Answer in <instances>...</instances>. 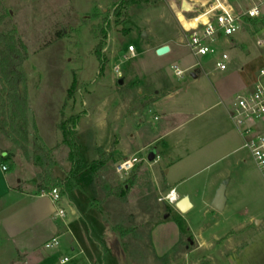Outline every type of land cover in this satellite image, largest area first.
<instances>
[{"label":"rangeland","instance_id":"obj_1","mask_svg":"<svg viewBox=\"0 0 264 264\" xmlns=\"http://www.w3.org/2000/svg\"><path fill=\"white\" fill-rule=\"evenodd\" d=\"M118 3V0H0V12L5 16L0 30L15 31L28 47L24 70L29 90L30 139L32 141L37 130L42 144L54 156L53 172L62 178L70 174L73 163L59 124L63 119L79 117L74 136L75 168L85 198L80 199L83 218L72 222L70 227L84 252L80 254L81 248L77 245L75 251L66 248L55 254L52 264H96L88 260L90 254L97 264H122L120 248L124 249L126 264H207L205 254L198 249L202 244L201 237L213 245L218 244L215 236L227 232L238 213L230 207L218 212L209 203L202 206L197 197L205 193V179L216 175L225 165L223 162L207 167L198 159L206 144L201 130L206 115L187 122L192 109L184 101L174 107L175 114L171 119L166 117L163 106L154 111L142 110L134 86L136 79L128 77L134 65L138 66L141 53L147 50L148 40L142 38V32H150L160 39L171 32L184 35L181 21L175 16L170 0H136L129 7H119ZM116 8H120L119 14ZM179 17L186 23L181 14ZM244 29L248 32L233 37L245 46L236 44L230 48L222 41L220 47L236 59V65L240 64L239 72L236 69L239 76L252 83L256 80V72L262 68L258 60L260 50L256 37L249 33L250 24ZM131 44L140 54L135 59L128 58ZM98 48L102 61L98 57ZM195 61L188 53L174 66L185 69ZM201 62L205 69L211 66L210 57L201 58ZM117 65L122 76L115 71ZM162 71L178 80L170 65ZM123 75L127 78L125 84L120 85ZM184 76L189 79V72ZM225 86L228 87L224 100L233 108L240 91L232 93L227 81ZM127 97L131 99V109L123 108ZM167 126L175 128L168 139L163 142L159 138L152 148H144L146 141ZM127 130L141 135L130 143L129 151L141 162L128 176H123L116 172L117 161L112 159V153L127 140V135L122 132ZM164 143L174 146L167 150L170 156L165 154ZM152 149L160 150L163 157L155 162L148 161ZM0 150H4L2 154L18 153L23 160H13L19 168L24 167L28 177L23 185L32 186V181L28 180L32 174L26 161L27 157H32V152L25 155L1 130ZM241 154L246 158L245 173L257 188L259 195L256 198H262L254 209L263 214L264 178L248 152L243 150ZM172 160H175L173 164ZM15 163L12 164L14 169ZM168 169L171 170L168 176L170 188H175L180 196H190L193 207L185 213L177 208L178 201L171 204L166 199L172 191L164 181ZM231 178L227 194L230 196L234 190L240 194L236 204L255 199L243 190L242 172L233 171ZM165 215H169L168 218ZM90 233L93 244H89ZM212 233L215 235L208 237ZM152 241L161 254L168 253L177 241L179 243L171 253L159 258ZM40 243V238L35 240L39 251L38 255H32V258L38 257L37 262L43 255L54 252ZM65 258L68 262L62 263ZM214 264L224 263L217 260ZM228 264L233 263L229 261Z\"/></svg>","mask_w":264,"mask_h":264},{"label":"crops","instance_id":"obj_2","mask_svg":"<svg viewBox=\"0 0 264 264\" xmlns=\"http://www.w3.org/2000/svg\"><path fill=\"white\" fill-rule=\"evenodd\" d=\"M171 5L175 16L180 20L177 7L174 4ZM181 29L183 30V27ZM245 31L247 30L244 29L238 33ZM147 33V50L141 53V60H139L138 66L134 65L128 74V77L133 80L136 79L134 86L138 93L139 105L142 110L148 109L150 111H154L158 106H163L166 111V117L171 119L175 114L173 112L174 107L184 101V104H187L188 108L192 109L191 116L186 120L187 122H194V120L205 114L206 117L203 119L201 130L206 139V144L202 147V153L198 159L203 160L208 165L207 167H212L223 162L225 164L216 175L213 174L205 179V193L197 196L200 204L205 206L209 203L211 206L216 190L224 180L229 181L228 191L232 181L231 173L233 171L243 173V190L255 196L254 200L241 201V203L236 204L240 198V194L234 190L229 196L226 191L227 202L224 211L229 207L233 211H237L238 215L234 218L235 223L227 232L215 236L218 244L213 245L212 242L207 241L205 237H201L200 235L202 244L198 249L202 250L205 254L204 257L206 258L204 260L207 261V264H214L217 260L222 261L224 264H228L229 261H232L233 264H264V213L258 214V209H254L255 205L261 202L262 198H256L259 195L257 188L254 186L250 177L246 175V170L243 168L244 163H246V158L241 154L243 150H246L243 148V138L232 120V107L227 105L224 100V97H227L225 95L226 88L228 87L225 86L226 81L229 83L232 93L235 94L239 93V91L241 93V91L245 92L251 89L256 80L250 83L240 77L238 74L240 64L236 65V59L233 57H231L229 69L225 72L215 70L213 62L211 61V66L207 69L203 66L202 68H194L187 71L190 74L189 79H186L185 76L181 78L177 77L173 71V76L178 79L174 80L168 73H163L162 70L165 66L169 67L170 65L172 68L175 64L178 65L190 53L185 45V36H178L175 32H171L160 39V37L155 38L150 32ZM249 33L256 37V44L260 50L258 60L263 68L264 13L260 19L250 24ZM222 41L224 45H228L230 48L236 44H242L233 36ZM164 45L170 47V52L166 55L159 56L157 50ZM195 60L185 70L192 68L197 62L196 58ZM236 69L238 72H236ZM194 71L198 72L197 78L191 76V73ZM257 74L258 72H256V78ZM126 78V75H123L122 79L124 80V84ZM201 79L202 81H200ZM183 97L187 98L184 100L182 99ZM127 100V102L123 100V108L131 109L130 97H127ZM140 121L142 122V120ZM174 129L170 126L161 129L160 132L155 133L151 139L145 142L144 148H152L159 138H162L164 142L170 137ZM194 131L196 132V130ZM122 132L123 135H127V140H125L124 144H121V148L119 147L112 153V159L116 160L117 164L125 157L132 155L129 152L132 148L130 143L141 138V135L135 132L128 130ZM153 132H156L155 129ZM107 134L110 136L111 130L108 129ZM126 141L130 142L127 144ZM164 146L166 148L165 154L170 156L167 150L169 151L174 146L166 143H164ZM3 152L4 150H0L3 157L10 154L11 159L9 161L0 160V264H19L21 262L28 264H52L56 253L62 252L66 248L75 251L76 245L81 248L80 254H82L84 250L79 243V238H76L74 231L70 227L72 222L83 218L80 199L85 198V196L81 190V182L78 176L76 177L79 183L78 189L67 196H63L61 205L66 209L67 216L62 221L55 218L56 206L49 197L38 192V169L34 165L31 159L32 157H27L26 160L27 168L32 174L30 179H28L32 181V186L24 187L23 182L27 181L28 178L25 169L24 167L19 168L18 164L13 160L17 159L21 161L23 159L18 153L6 152L2 154ZM157 153L158 159L163 157L160 150H157ZM52 157L54 159V156ZM249 157L252 158L250 154ZM175 160H172L173 162L171 164ZM13 163H15L16 169L13 168ZM4 166L7 167L6 170H4ZM170 172L171 170L168 169L164 173L165 186L169 190H174L175 188H170L168 179ZM54 175L58 179L67 177V174L63 178L56 173ZM19 176L23 177L21 178ZM176 194L179 196L178 201L187 197L191 203L189 195L180 196L177 190ZM87 200L89 202V199ZM232 207H235V209ZM214 235L212 233L208 237H213ZM54 237L60 238L61 245L59 248H55L54 252L52 251L49 255H43L42 259H39L38 262V257L32 258V255H38L39 251V246L35 245L36 239L40 238L41 243L45 244ZM221 239L223 241L219 242ZM179 241L165 254L158 253L152 241L153 250L157 257H165L174 250ZM92 242L94 243L93 235L90 233L89 244H93ZM122 250L124 252V249ZM87 258L91 263L95 262L97 264L98 262L95 261L93 254L88 255Z\"/></svg>","mask_w":264,"mask_h":264},{"label":"built area","instance_id":"obj_3","mask_svg":"<svg viewBox=\"0 0 264 264\" xmlns=\"http://www.w3.org/2000/svg\"><path fill=\"white\" fill-rule=\"evenodd\" d=\"M185 20L181 24L185 36V45L197 59L190 69L173 66L174 74L183 77L187 71L202 68L201 58L210 57L217 71L225 72L231 64V56L227 50L221 49L220 42L242 31L245 25L257 21L263 16L264 0H186L194 5L190 12L182 11L183 0H170ZM131 59L139 56L136 47H128ZM115 71L122 76L120 66ZM232 120L243 138V148L246 149L264 178V67L258 71L256 81L251 89L239 93L231 111ZM141 159L135 155L127 156L116 165V172L128 176ZM7 169L6 166L3 167ZM172 190L166 199L174 204L179 196ZM56 206L55 218L65 220L66 209L60 186L42 193ZM60 238L54 237L45 243L47 249L59 248ZM68 258L62 263L68 262Z\"/></svg>","mask_w":264,"mask_h":264},{"label":"trees","instance_id":"obj_4","mask_svg":"<svg viewBox=\"0 0 264 264\" xmlns=\"http://www.w3.org/2000/svg\"><path fill=\"white\" fill-rule=\"evenodd\" d=\"M119 7L131 6L136 0H118ZM117 14L120 8H116ZM10 15V13H8ZM5 16L0 12V23L4 22ZM108 30L105 31V34ZM98 57L101 59L100 48L97 49ZM28 47L18 38L15 31L0 30V130L17 146L25 155L32 152L33 163L38 169L37 188L38 192L50 191L55 186H60L62 195L67 196L79 187L76 179V144L75 134L79 117L63 119L59 128L62 130L65 143L70 147V159L73 168L70 174L64 179H58L53 172L55 161L52 151L41 142L38 131H35L34 138L30 139L29 132V90L27 85V73L24 70V63L28 59ZM71 89L68 91L71 96ZM68 122H71L69 125ZM11 155L3 157L1 161H9ZM103 164V163H102Z\"/></svg>","mask_w":264,"mask_h":264},{"label":"water","instance_id":"obj_5","mask_svg":"<svg viewBox=\"0 0 264 264\" xmlns=\"http://www.w3.org/2000/svg\"><path fill=\"white\" fill-rule=\"evenodd\" d=\"M193 7H194V5L189 3V2H187L186 0L182 1V11L183 12H190L191 10H193ZM142 38L145 39V40L148 38L147 31H143L142 32ZM169 52H170V47L168 45H164V46L160 47L157 50V54L159 56L166 55ZM191 76L193 78H197L198 72H196V71L192 72ZM119 84L123 85L124 84V80L120 79L119 80ZM157 157H158L157 150L156 149H152L150 151L149 155H148V161L155 162ZM228 183H229L228 180H224L220 184V186L216 190L215 196H214V198H213V200L211 202V207L214 210L218 211V212L224 211V208H225V205H226V202H227L226 191H227ZM191 206L192 205L189 202V199L187 197H184L180 201L177 202V208L183 213L188 211L191 208ZM168 216L169 215H165V218H168ZM119 257H120L121 263L122 264H126L125 255H124V252H123V250L121 248L119 250Z\"/></svg>","mask_w":264,"mask_h":264},{"label":"bare ground","instance_id":"obj_6","mask_svg":"<svg viewBox=\"0 0 264 264\" xmlns=\"http://www.w3.org/2000/svg\"><path fill=\"white\" fill-rule=\"evenodd\" d=\"M187 24V23H186ZM176 193V192H175Z\"/></svg>","mask_w":264,"mask_h":264}]
</instances>
